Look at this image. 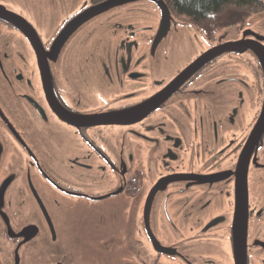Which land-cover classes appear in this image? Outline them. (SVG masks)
Masks as SVG:
<instances>
[{"label": "flooded vegetation", "instance_id": "flooded-vegetation-1", "mask_svg": "<svg viewBox=\"0 0 264 264\" xmlns=\"http://www.w3.org/2000/svg\"><path fill=\"white\" fill-rule=\"evenodd\" d=\"M105 2L0 0V264H73L43 198L106 208L95 264H264V22Z\"/></svg>", "mask_w": 264, "mask_h": 264}, {"label": "rangeland", "instance_id": "rangeland-1", "mask_svg": "<svg viewBox=\"0 0 264 264\" xmlns=\"http://www.w3.org/2000/svg\"><path fill=\"white\" fill-rule=\"evenodd\" d=\"M146 0H138L135 1V3H144ZM264 2V0H263ZM134 3V2H133ZM165 17H168L171 19V14L165 10ZM237 20H240L239 23H242L245 27H248L247 25H257L260 26L261 22H264V11L263 12H256V13H240L238 14ZM1 144V142H0ZM2 147V144L0 145V149ZM2 151L0 150V167L2 165L1 159H2ZM11 155L9 154L7 159V164L12 163L11 162ZM1 178V176H0ZM18 180L23 179L22 176L16 177ZM43 198V195H42ZM45 208L47 211H49L50 216L52 219L56 221L63 220L64 228L58 230L59 236L63 237L65 231H69L72 235L69 237V239L72 242V252H70V257L73 260V264H95L96 261L100 260V258L103 255L102 249L98 248L96 246V241L99 237L98 231L91 230L97 228V223L95 221H92V228L88 229L86 227V224L88 220H82L77 217L84 216V219H89L92 216H98L99 214H102L101 212H105L106 208L103 207V205H95L92 206V204L85 202V201H72L69 199L59 200L57 201V205H55L53 202L48 201L46 198H43ZM93 203V202H92ZM94 204V203H93ZM23 206V209L21 210L22 214L24 213V208L27 213L32 212V208L29 207L27 203H25ZM14 207V206H13ZM1 208V206H0ZM2 210V209H1ZM33 214L35 218L37 219L39 225H42L41 216H38L37 210L33 209ZM12 226H10L9 231L12 235H15L18 237L19 240H22V235L26 234L29 230L27 229V226L23 224L22 222H17V220H11ZM100 234H104L99 229ZM4 252L0 251V260L3 258L1 257ZM124 252H120V256ZM10 255V259L14 262H18V256L16 252H8Z\"/></svg>", "mask_w": 264, "mask_h": 264}, {"label": "trees", "instance_id": "trees-1", "mask_svg": "<svg viewBox=\"0 0 264 264\" xmlns=\"http://www.w3.org/2000/svg\"><path fill=\"white\" fill-rule=\"evenodd\" d=\"M104 2L109 0H97ZM172 14L204 35L233 25L240 13L264 11L263 0H161Z\"/></svg>", "mask_w": 264, "mask_h": 264}, {"label": "water", "instance_id": "water-1", "mask_svg": "<svg viewBox=\"0 0 264 264\" xmlns=\"http://www.w3.org/2000/svg\"><path fill=\"white\" fill-rule=\"evenodd\" d=\"M135 1H138V0H109L107 2H105L104 4L100 5L97 7V9H102V8H105L108 7H116V6H119L121 4H125V3H132V2H135ZM146 1H150V2H153L155 3L157 6L161 7L162 9L166 10V5L161 1V0H146Z\"/></svg>", "mask_w": 264, "mask_h": 264}]
</instances>
